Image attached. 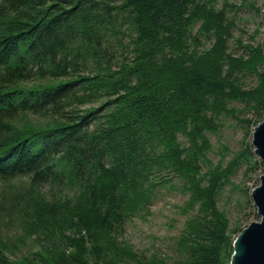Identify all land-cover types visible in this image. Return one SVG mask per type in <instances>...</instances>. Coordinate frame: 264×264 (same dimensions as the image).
Instances as JSON below:
<instances>
[{
	"label": "trees",
	"instance_id": "1",
	"mask_svg": "<svg viewBox=\"0 0 264 264\" xmlns=\"http://www.w3.org/2000/svg\"><path fill=\"white\" fill-rule=\"evenodd\" d=\"M236 8L0 0V182L27 179L0 264H230L245 227L219 195L243 163L264 166L245 139L225 165L208 157L223 117L246 135L264 120V40L231 51ZM168 186L187 195L173 261L120 239Z\"/></svg>",
	"mask_w": 264,
	"mask_h": 264
},
{
	"label": "rangeland",
	"instance_id": "2",
	"mask_svg": "<svg viewBox=\"0 0 264 264\" xmlns=\"http://www.w3.org/2000/svg\"><path fill=\"white\" fill-rule=\"evenodd\" d=\"M224 1L216 0V4L221 7ZM228 1L237 5L236 14H234L236 15V27L234 28V39L230 41V49L235 54H240L244 52V49L237 43L236 37H241L244 43L257 44L264 40V3L263 0ZM240 115L241 117H252V114L241 113ZM255 126L257 125L253 122L246 135L243 123L230 116L223 117L218 132L210 133L212 147L208 151V157L212 163L217 164L222 161L225 165L233 156L234 151L241 148L244 139L252 143ZM263 173L264 166L246 172V164L243 163L222 190L218 198L219 205L229 217L231 226L246 227L252 221L260 220V215L251 198V192L260 184ZM26 185L25 177L16 178L11 182H0V203H3V209H0V237L2 239L13 241L22 234L17 223H12V219L16 216L11 213L9 206L14 192L16 193L20 187ZM246 188L249 190L248 195L245 194ZM43 189L48 191V185H44ZM246 196L250 203L247 202ZM186 199L187 195L182 190L170 186L163 187L149 208L127 222L124 235L120 239L130 242L139 252L154 253L173 261L178 255L177 241L186 220V215L181 211ZM31 244L32 241L26 239L23 246L30 247Z\"/></svg>",
	"mask_w": 264,
	"mask_h": 264
},
{
	"label": "water",
	"instance_id": "3",
	"mask_svg": "<svg viewBox=\"0 0 264 264\" xmlns=\"http://www.w3.org/2000/svg\"><path fill=\"white\" fill-rule=\"evenodd\" d=\"M252 145L264 164V120L255 126ZM251 198L260 220L252 221L237 234L230 264H264V173L261 175L260 184L252 190Z\"/></svg>",
	"mask_w": 264,
	"mask_h": 264
}]
</instances>
